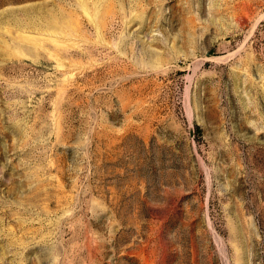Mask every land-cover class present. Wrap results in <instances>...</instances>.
<instances>
[{
  "label": "rangeland",
  "instance_id": "374dc122",
  "mask_svg": "<svg viewBox=\"0 0 264 264\" xmlns=\"http://www.w3.org/2000/svg\"><path fill=\"white\" fill-rule=\"evenodd\" d=\"M0 264H264V0H0Z\"/></svg>",
  "mask_w": 264,
  "mask_h": 264
}]
</instances>
